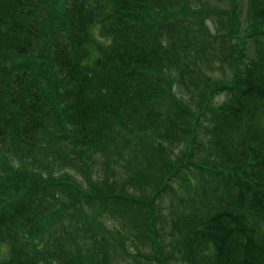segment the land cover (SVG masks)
<instances>
[{
    "label": "trees",
    "instance_id": "1",
    "mask_svg": "<svg viewBox=\"0 0 264 264\" xmlns=\"http://www.w3.org/2000/svg\"><path fill=\"white\" fill-rule=\"evenodd\" d=\"M255 1L254 13L264 25V0ZM221 12L196 7L192 0H0V264H121L107 256L91 261L73 249L70 234L58 232L60 226L69 232L79 215L87 220L78 226H96L100 211H87L86 203L99 201L104 208L111 199L125 198L98 187L80 153L76 158L87 188L68 176L44 175L41 168L16 167L12 155L39 153L38 143L54 132L74 152L110 155L112 147L159 145L168 167L178 171L162 139L188 131L193 149L207 110L214 118L210 134L218 158L187 166L206 173V165L223 164L224 189L218 193L213 186L215 210L193 218L195 228L180 240L183 263L264 264V28L249 35L262 40L259 60L238 67L233 53L232 81L204 83L200 110L171 89L172 72L188 86V60L198 68L212 60L209 34L204 27L200 33L198 24H204V14ZM225 15L239 30L235 13ZM218 36L239 44L236 32ZM221 92L227 98L210 108L211 98ZM182 215L186 226L188 215ZM156 241L148 255L136 250L144 259L168 264L174 251Z\"/></svg>",
    "mask_w": 264,
    "mask_h": 264
},
{
    "label": "rangeland",
    "instance_id": "2",
    "mask_svg": "<svg viewBox=\"0 0 264 264\" xmlns=\"http://www.w3.org/2000/svg\"><path fill=\"white\" fill-rule=\"evenodd\" d=\"M192 4L196 7L218 8L235 13L237 18L235 17L234 23L239 28L237 31H235L236 28L232 29V25L229 26V20L226 21V15L204 14L206 17L204 24L202 22L198 24V21L196 24H198L200 33L204 27L205 33L209 34L208 40L211 44L212 54L210 57L213 56L212 60L207 65L200 63L199 68L188 60V75L185 78V83L188 86L179 81L180 73L172 72L171 89L186 104L200 110L204 83L232 81L233 71L230 63L233 61L231 59L233 53H235L238 67H244L250 60H259L262 40L249 37V35L252 30L263 29L264 25L254 13L257 6L255 0H192ZM227 32L237 33L238 46L234 44V39L223 42V37H217L219 33ZM192 70H194L195 78ZM196 72L199 74L198 78H196ZM193 81L199 84L198 88L193 87ZM189 86L190 89H188ZM226 98L227 95L224 92L216 94L214 98H211L209 107L214 109ZM212 115L207 110L205 122L202 121L199 124L200 129L197 131L196 139L193 140V149H188V138H191L188 131L181 130L180 135H170L169 140L162 139L171 159L177 161V167L180 169L178 171L168 167L170 166L169 161L163 157L159 145H151L144 149L136 141L135 144L137 145L112 147L110 155L107 151L99 152L87 149H76L74 152L67 142L60 136H56L54 132L47 133V138H51L47 139L45 143H38L41 145L39 153L31 151L30 154L27 152L22 159L14 158L13 155L11 158L16 167H20L21 164V166L30 169L41 168L44 175L51 174L52 177L58 179L68 176L72 181H76L82 187L87 188L86 173L80 166L81 162L76 158V155H81V159L88 163L90 175L98 187L102 186L107 192L115 193L112 195L122 193L134 196L141 203H146L147 211V205L152 203L154 215L148 217L145 208L127 200L111 199L106 202L104 208H101L103 205L101 202L94 201L91 206L86 203L85 208L89 212L95 211L97 213L100 211L97 214V222H94L95 227L90 229L82 227L84 226L82 224L78 226V221L87 220V217L83 215L75 217L74 224L69 226V232L63 233L65 228L60 226L59 232H57L70 234L73 249L78 248L80 254L93 258L90 259L91 261L101 262V258L107 256L110 262L121 264H159L158 261L151 262L142 258L136 250L139 248L143 254H150L152 247L155 246L152 245V241L157 239L156 242L165 251L168 253L174 251L173 258L169 259L168 264H184L179 252L182 250L180 240L185 239L188 233L195 228L192 224L193 218L196 220L199 213L202 216H208L215 210L216 201L212 199L214 195L213 186H218V193L222 191V188L224 189L225 175L223 173L225 169L223 164H221V168L206 165V173L201 172V170L198 171L195 166L190 165V168L187 166L189 161L212 164L215 162V158H218L215 153L217 149L213 147V137L210 134L214 126ZM175 118L181 123L185 121L181 115H176ZM53 131L56 130L53 129ZM182 136L184 137L182 138ZM59 139L62 142L61 146L58 145L57 147ZM151 140L154 142L153 138ZM56 155H60V159L56 158ZM1 167L0 162V172H3ZM169 171L172 172L168 173ZM154 192L160 194L158 193V196L155 195V198H152ZM59 195L65 197L64 194ZM110 196L105 197L109 198ZM183 212L188 215L186 226L184 225L185 219L182 218ZM88 220H90L89 216ZM65 222L70 223L67 219ZM97 223L103 224L104 227ZM148 228L152 230L148 231ZM148 232H151L149 239L146 238ZM102 238L108 241H104ZM118 245L120 249L126 246L128 251H119ZM114 248L117 251H114ZM137 255H139L138 258Z\"/></svg>",
    "mask_w": 264,
    "mask_h": 264
}]
</instances>
